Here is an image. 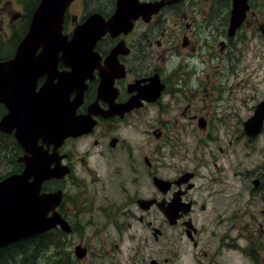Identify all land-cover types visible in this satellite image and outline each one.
<instances>
[{
    "label": "flooded vegetation",
    "instance_id": "af4514ba",
    "mask_svg": "<svg viewBox=\"0 0 264 264\" xmlns=\"http://www.w3.org/2000/svg\"><path fill=\"white\" fill-rule=\"evenodd\" d=\"M23 1L0 9V183L54 170L40 195L58 196L47 217L69 232H48L72 264H264V120L255 136L244 125L264 102V0H241L234 28L235 0H123L121 26L93 28L79 56L39 49L42 66L14 75ZM116 8L72 0L62 36Z\"/></svg>",
    "mask_w": 264,
    "mask_h": 264
},
{
    "label": "water",
    "instance_id": "95a60500",
    "mask_svg": "<svg viewBox=\"0 0 264 264\" xmlns=\"http://www.w3.org/2000/svg\"><path fill=\"white\" fill-rule=\"evenodd\" d=\"M71 1H39L32 13L27 33L18 45L16 57L6 64L13 70L14 75L19 72L17 71L19 65L25 61L28 63V71L34 70L40 64V59L38 60L40 56L36 55L39 49L43 51L40 55L47 60L60 51L64 52V50H66L67 54L74 53L76 56L85 50V42L90 37L89 33L92 32L93 28L98 26L99 30H116L122 24L120 19L123 11L121 9L123 0H117L116 11L107 23L98 22L93 19L88 20L84 26L74 31L72 40L68 42L66 37L62 36L61 25L64 12ZM242 1L235 0V4H233L231 28H234V24L239 22L244 15L245 7ZM84 57L85 55H81V59ZM46 59L42 61L46 62ZM39 66L41 67L42 65ZM76 70L79 74L80 69L76 67ZM15 79L17 81L13 84L14 88L17 85L20 87L21 79L19 77H15ZM0 86L2 87V85ZM30 95L35 96L36 94L29 91L28 96L30 97ZM79 95H81V91ZM263 120L264 102L259 104L256 114L244 124L246 134L248 136H255L261 130ZM86 123V117L76 118L75 124H72L71 127V134L78 136L84 132ZM54 173V170L47 171L42 166L29 165L23 174L12 176L10 179L0 183V248L22 239L43 234L55 228L56 225H59L63 231L69 232L68 226L62 223L57 215L53 214L51 217H47V213L52 211L58 202L57 194L40 195L42 181L54 177ZM31 176L33 177V181L27 182ZM76 255L77 258H82L84 253H78L77 249Z\"/></svg>",
    "mask_w": 264,
    "mask_h": 264
},
{
    "label": "trees",
    "instance_id": "16d2710c",
    "mask_svg": "<svg viewBox=\"0 0 264 264\" xmlns=\"http://www.w3.org/2000/svg\"><path fill=\"white\" fill-rule=\"evenodd\" d=\"M34 5L30 9L27 8L28 13L35 7ZM56 239L53 232H46L11 243L0 248V264H39L41 259L45 260L44 264H72L69 260H62V246L60 243L58 245ZM51 249L55 250L54 262L52 257H48Z\"/></svg>",
    "mask_w": 264,
    "mask_h": 264
},
{
    "label": "rangeland",
    "instance_id": "374dc122",
    "mask_svg": "<svg viewBox=\"0 0 264 264\" xmlns=\"http://www.w3.org/2000/svg\"><path fill=\"white\" fill-rule=\"evenodd\" d=\"M16 1H18V0H0V9L5 7L7 11L11 10L12 13H14L15 11H19L20 7L16 5ZM19 1L22 3V0H19ZM29 1L30 0H28V1L24 0L23 3L26 4V8L30 9L32 5H31V2H29ZM2 17H3V14H0V20H2ZM0 32L6 33L8 35L10 31H9L6 24L0 23ZM142 129H143V126H138L136 124L135 125H129V126L124 125L123 135H124V137H127L126 136L127 133L140 132V131H142ZM59 243L62 246V249H61V251L63 252L62 253V260L63 261L69 260L70 262H72V260L69 257V253H70V250H73L72 249L73 246L71 245V247H69L70 248V250H69V248L67 246H65L66 243L63 240L58 242V245H59ZM54 252H55V250L51 249L50 252L48 253V257H52L53 262L55 261V258H56ZM42 262L44 264L45 260L41 259L39 264H42ZM84 262H86V260ZM84 262H82L81 264H84ZM76 264H80V263L76 261ZM96 264H98V263H96Z\"/></svg>",
    "mask_w": 264,
    "mask_h": 264
}]
</instances>
